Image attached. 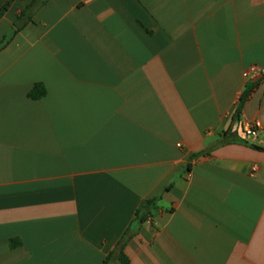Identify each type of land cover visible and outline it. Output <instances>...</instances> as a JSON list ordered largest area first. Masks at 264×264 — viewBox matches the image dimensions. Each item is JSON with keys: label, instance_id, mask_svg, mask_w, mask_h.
Segmentation results:
<instances>
[{"label": "crops", "instance_id": "1", "mask_svg": "<svg viewBox=\"0 0 264 264\" xmlns=\"http://www.w3.org/2000/svg\"><path fill=\"white\" fill-rule=\"evenodd\" d=\"M33 1L0 0V264L123 237L130 264H264V0H46L16 28Z\"/></svg>", "mask_w": 264, "mask_h": 264}, {"label": "trees", "instance_id": "2", "mask_svg": "<svg viewBox=\"0 0 264 264\" xmlns=\"http://www.w3.org/2000/svg\"><path fill=\"white\" fill-rule=\"evenodd\" d=\"M46 2V0H34L30 5H28L26 7L25 10H23L21 12V14L18 16V20L16 22V28H22L24 27L26 24H28L29 22L32 21L33 19V15L35 14V12L38 10V8L44 4ZM9 7V3L6 4L2 10L0 11V17L7 11ZM248 94V91H246L243 95V97L241 98V104L239 105V107L236 110V117L240 114L241 112V107L243 105L244 99L246 97V95ZM46 95V89L42 84H36L33 89L29 92L28 96L32 99H40L42 97H44ZM230 133L231 132H226L224 135H222V139L218 142V144H216L217 146L220 145H225L228 143H231L233 141H235V139L233 138L230 139ZM240 142H243L245 144H248L246 141L240 139ZM254 149L257 150H263L264 148L255 146V145H251ZM158 199H154V200H150L146 203V205H144L142 208H140L137 212H136V220L138 221V223L143 224L146 220H148V218L150 217L151 213V206L155 205L158 202ZM127 241V238L123 237L122 240L120 241V243L118 244V247L108 255V257L106 258L104 264H107L109 261L115 259L119 261V264H130L127 256L124 253V249H125V242Z\"/></svg>", "mask_w": 264, "mask_h": 264}, {"label": "built area", "instance_id": "3", "mask_svg": "<svg viewBox=\"0 0 264 264\" xmlns=\"http://www.w3.org/2000/svg\"><path fill=\"white\" fill-rule=\"evenodd\" d=\"M244 76L248 82H256L264 78V67L250 66L245 72ZM240 131L246 137H256L262 130L261 123L259 121H248L244 120L239 123ZM257 168L253 167L252 171L256 172Z\"/></svg>", "mask_w": 264, "mask_h": 264}, {"label": "rangeland", "instance_id": "4", "mask_svg": "<svg viewBox=\"0 0 264 264\" xmlns=\"http://www.w3.org/2000/svg\"><path fill=\"white\" fill-rule=\"evenodd\" d=\"M251 138H253V137H251Z\"/></svg>", "mask_w": 264, "mask_h": 264}]
</instances>
